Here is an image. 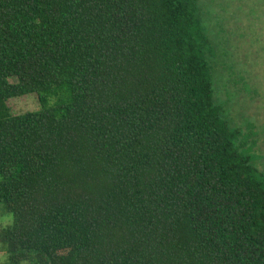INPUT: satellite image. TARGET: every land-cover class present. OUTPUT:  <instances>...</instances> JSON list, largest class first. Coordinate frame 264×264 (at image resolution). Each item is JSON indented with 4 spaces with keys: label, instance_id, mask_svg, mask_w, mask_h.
I'll list each match as a JSON object with an SVG mask.
<instances>
[{
    "label": "trees",
    "instance_id": "16d2710c",
    "mask_svg": "<svg viewBox=\"0 0 264 264\" xmlns=\"http://www.w3.org/2000/svg\"><path fill=\"white\" fill-rule=\"evenodd\" d=\"M235 48L264 61V0H0V264H264Z\"/></svg>",
    "mask_w": 264,
    "mask_h": 264
},
{
    "label": "rangeland",
    "instance_id": "374dc122",
    "mask_svg": "<svg viewBox=\"0 0 264 264\" xmlns=\"http://www.w3.org/2000/svg\"><path fill=\"white\" fill-rule=\"evenodd\" d=\"M231 43H227V49L231 48ZM238 45L237 43L236 46ZM240 53L239 48L232 50L233 56L229 51L226 52L224 61H227L229 66L223 67L225 77L218 73L220 79H215L214 95L217 101L222 103L223 113L230 126L238 127L241 130L242 142L246 146L251 145V161L259 170L264 171V61L258 56L257 63L253 65V57L248 54L240 60ZM237 58L241 61V66L234 62ZM246 73L250 74L247 76ZM9 81L14 82L15 78H10ZM6 105L14 114L38 108L34 94L9 98ZM10 221L9 213L0 214V227ZM3 260L4 255L0 250V263Z\"/></svg>",
    "mask_w": 264,
    "mask_h": 264
}]
</instances>
